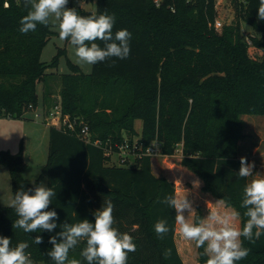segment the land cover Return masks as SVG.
Masks as SVG:
<instances>
[{
  "label": "trees",
  "instance_id": "16d2710c",
  "mask_svg": "<svg viewBox=\"0 0 264 264\" xmlns=\"http://www.w3.org/2000/svg\"><path fill=\"white\" fill-rule=\"evenodd\" d=\"M231 1L234 17L217 29V0H96L95 10L71 0L70 7L80 15H113V33L127 29L132 34L131 52L127 59L93 65L90 73L68 58L71 70L60 76L57 97L51 87L43 93L42 110L59 103L76 120V129L49 125L48 161L33 183L23 174L22 145L17 152L0 148V164L9 168L14 196L33 189L46 174L48 187L56 192L48 210L57 212L58 225L94 222L93 213L111 201L113 227L136 244L127 264H186L175 238V209L161 203L166 196L176 197V186L153 171L152 156L144 153L159 140L162 154L181 151V163L202 178V190L236 208L242 227L249 177L238 176L239 141L243 114H264V20L257 18L259 0ZM28 11L24 0H9V5L0 0V114L17 118H30L39 104L37 85L48 75L41 54L54 32L50 19L46 26L21 33L20 21ZM243 21L254 33L251 43ZM57 60L58 55L50 64ZM81 121L89 125L91 141L81 136ZM97 138L103 145L93 142ZM125 140L136 143V153L110 163L105 146ZM202 213L197 206L194 223L201 222ZM17 218L10 205L0 203V236L10 238L12 247L27 242L33 264H55L48 241L62 229L25 233L13 228ZM160 219L169 227L163 239L154 231ZM37 235L43 237L40 245L33 243ZM241 240L250 252L236 264H264V234L254 243ZM85 247L86 241H80L69 251V261L87 264L81 255ZM205 248H198L195 264H206Z\"/></svg>",
  "mask_w": 264,
  "mask_h": 264
},
{
  "label": "clouds",
  "instance_id": "9594fccd",
  "mask_svg": "<svg viewBox=\"0 0 264 264\" xmlns=\"http://www.w3.org/2000/svg\"><path fill=\"white\" fill-rule=\"evenodd\" d=\"M68 4L69 0H24V6L29 11L20 21V32L27 34L35 31L38 24L46 26L50 18H54L59 22V39L68 40L75 46L79 61L95 65L111 58L123 60L129 57L132 34L127 29L113 33V15L105 12L84 16ZM257 18L264 20V0H259ZM96 41H101L103 46ZM254 167V162L249 163L246 157H240L238 176L254 177ZM55 196L56 192L43 183L33 189L18 190L10 203L18 217L13 228L22 229L25 233H51L60 227L62 230L50 236L48 241L52 245L48 255L55 264H80L75 259H68L69 251L80 241H86L81 255L87 264H127L128 253L136 251V244L132 236L113 227L114 204L111 201H104L101 208L93 213L94 222L83 219L74 224L58 225L57 212L48 210ZM161 203L175 209V221L185 239L194 241L198 248L206 245V264H236L250 252L243 246L241 237L254 243L264 234V176L259 173L244 188L241 207L246 209L244 216L247 220L242 227L236 223L239 212L224 216L212 212L205 220L192 223L185 215L186 212H194L187 197L166 196ZM154 231L163 239L169 232L167 221L158 220ZM33 243L42 244L43 237L35 236ZM28 247L27 242H19L12 247L10 238L0 236V264H33L26 252ZM169 254L170 250L166 251L165 257Z\"/></svg>",
  "mask_w": 264,
  "mask_h": 264
},
{
  "label": "rangeland",
  "instance_id": "374dc122",
  "mask_svg": "<svg viewBox=\"0 0 264 264\" xmlns=\"http://www.w3.org/2000/svg\"><path fill=\"white\" fill-rule=\"evenodd\" d=\"M76 3L84 6L87 9H96V0H75ZM68 7H70L68 5ZM218 16L222 22V26L217 29H221L225 23L230 22L234 17V10L231 0H217ZM52 23V29L54 30L50 39L43 48L41 59L48 64L46 69L48 75L44 82H39L37 85L40 101L36 109L29 112L30 118H17L10 115L0 114V148H7L11 151L17 152L22 145L24 159L26 162L23 174L28 182H35L41 174H44V167L48 161L49 154V124L43 120L42 117H36V112L42 111V95L50 87L54 89L55 97L58 96L60 86V76L63 73L71 70L68 64V58L74 63L78 64L85 73H90L93 70V65L81 62L75 55V46L71 45L68 40L59 39L58 21L54 18H50ZM216 27V26H215ZM245 38L254 35L251 26L243 21ZM252 41V39H251ZM62 50V51H61ZM61 51V52H60ZM58 55L56 65H51L54 57ZM244 125L243 133L244 137L239 141V154L241 156L248 157L250 163L254 162V177L256 173L264 176V114H243ZM137 128L141 129V121L136 122ZM127 138L131 135L126 134ZM131 138V137H130ZM136 139V136H134ZM128 140V139H127ZM127 141L114 144L112 153L109 155V162L113 163L118 161L122 151H126L128 157L131 155L132 145L125 148V150L119 147L126 144ZM124 154V153H123ZM182 153L178 150L173 155H153L152 162L154 164L153 171L158 175H165L176 186V197L187 199L192 203V208L196 210L197 206H200L203 211L202 220H205L207 216L215 212L221 216L231 215L237 212L236 208L227 204L225 201L223 204L214 201L212 198L205 199V196L200 193L199 182L196 178V173L188 168H185L181 163ZM129 159V158H127ZM126 161V160H125ZM249 177V181L254 178ZM43 183L48 187V179L46 174L42 176L39 183ZM203 196V197H202ZM14 198V194L11 187V178L9 172L6 174L0 173V203L4 205H10L11 200ZM189 222L194 223L195 213H185ZM241 226V216H239L237 222ZM179 226L176 224V233ZM178 250L186 264H195L199 261L198 247L194 241L185 239L178 231L175 234Z\"/></svg>",
  "mask_w": 264,
  "mask_h": 264
},
{
  "label": "built area",
  "instance_id": "2783aa9c",
  "mask_svg": "<svg viewBox=\"0 0 264 264\" xmlns=\"http://www.w3.org/2000/svg\"><path fill=\"white\" fill-rule=\"evenodd\" d=\"M157 4H160L161 0H155ZM5 5H9V0H5ZM69 6L71 5V0H69ZM215 26L216 28H220L222 26V22L219 19H215ZM246 40L251 43V38L247 37ZM36 117H42L45 122H47L49 125H55L57 127H66L72 130L76 129V120H71L70 115L67 113H64L62 110L61 105L55 104V106L49 110L45 111L42 110L41 112L35 113ZM81 136L86 139L87 141H91V135L89 130V125L87 123H83L81 121ZM127 141V140H126ZM95 144L103 145L102 140L99 138L95 139L93 141ZM130 148L131 144L127 141L126 144L121 145L119 148L125 150V148ZM113 151L112 146H105V153L106 155H110ZM115 151V150H114ZM121 155L118 158L121 162H124L128 158V154L126 151L119 150ZM130 154L136 153V143L132 145V150L129 151ZM162 146L161 142L159 140H154L144 151V153L149 154L151 156L153 155H159L162 154ZM116 159V160H118Z\"/></svg>",
  "mask_w": 264,
  "mask_h": 264
},
{
  "label": "crops",
  "instance_id": "0c3cea01",
  "mask_svg": "<svg viewBox=\"0 0 264 264\" xmlns=\"http://www.w3.org/2000/svg\"><path fill=\"white\" fill-rule=\"evenodd\" d=\"M30 119H33V118H30ZM2 149H7V148H2ZM12 152H14V151H12ZM183 165V164H182ZM184 166V165H183ZM154 167V164H153V162H152V168ZM185 168H187L186 166H184ZM6 172H9V175H10V171H9V168L6 166V165H4V164H0V173H2V174H6ZM158 175V174H157ZM10 178H11V175H10ZM196 178H197V180H198V182H199V189H200V193L201 194H203V196H205V199H210V198H212L214 201H216V202H218V203H221V204H223L224 203V201L223 200H221V199H218L217 197H215L210 191H205V190H202V185H203V180H202V178L199 176V175H197L196 174ZM11 187H12V182H11ZM13 191V190H12ZM177 196V195H176ZM202 196V197H203ZM194 210V212L193 213H196V211H197V207H196V210L195 209H193Z\"/></svg>",
  "mask_w": 264,
  "mask_h": 264
}]
</instances>
